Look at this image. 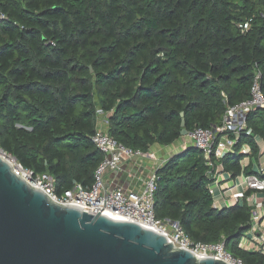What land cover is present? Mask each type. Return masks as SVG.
Instances as JSON below:
<instances>
[{"label": "trees", "instance_id": "1", "mask_svg": "<svg viewBox=\"0 0 264 264\" xmlns=\"http://www.w3.org/2000/svg\"><path fill=\"white\" fill-rule=\"evenodd\" d=\"M0 149L59 194L90 186L102 159L98 117L121 144L147 153L184 128L220 126L245 100L257 71L264 93V0H0ZM101 111V114H99ZM220 159L232 174L264 142V108L249 111ZM192 144L155 170L153 209L195 241L224 240L245 264L264 253L238 247L250 228L246 200L215 208L213 168ZM264 177V175H259ZM251 191H247L249 195ZM258 195L264 200V191Z\"/></svg>", "mask_w": 264, "mask_h": 264}, {"label": "water", "instance_id": "2", "mask_svg": "<svg viewBox=\"0 0 264 264\" xmlns=\"http://www.w3.org/2000/svg\"><path fill=\"white\" fill-rule=\"evenodd\" d=\"M13 168L0 152V264H227L136 222L56 203Z\"/></svg>", "mask_w": 264, "mask_h": 264}, {"label": "built area", "instance_id": "3", "mask_svg": "<svg viewBox=\"0 0 264 264\" xmlns=\"http://www.w3.org/2000/svg\"><path fill=\"white\" fill-rule=\"evenodd\" d=\"M7 15L0 7V21L6 20ZM261 73L257 71L250 86V95L229 106L224 114L223 123L211 128L194 127L187 137L194 147L198 148L213 168L221 166L220 159L230 151L237 142L240 134L246 130L245 115L254 109L264 108V93L260 89ZM101 114V111H99ZM106 119L98 117V126L91 136L95 148L101 153L102 159L94 172V181L90 186L74 183L69 190L57 193L53 177L42 172L34 174L23 168L19 163L14 165V172L21 176L30 186L42 190L51 200L62 205H73L83 211L95 215L98 212L109 216L136 222L141 226L154 230L167 238L176 247H183L192 252L197 258L213 257L227 264H245L239 257L234 256L225 245L224 240L217 242H202L191 239L177 222L157 218L154 209V193L156 189L155 170L162 164L159 162L154 170L146 177L140 191L125 190L122 187H109L106 176L117 171L126 163L139 158L143 153L138 149L129 148L118 142L106 129ZM5 156V153L0 149ZM251 191L246 195L247 191ZM264 191V177L256 174L244 175L243 187L231 194L235 203L246 200L250 206V228L240 238L238 247L264 253V200L260 192ZM209 192L212 194L211 186Z\"/></svg>", "mask_w": 264, "mask_h": 264}, {"label": "crops", "instance_id": "4", "mask_svg": "<svg viewBox=\"0 0 264 264\" xmlns=\"http://www.w3.org/2000/svg\"><path fill=\"white\" fill-rule=\"evenodd\" d=\"M104 118V117H103ZM190 144L187 136L181 137L170 146L154 144L147 153H143L139 158L124 163L117 171L111 172L106 176V184L109 187H122L125 190L140 191L146 177L154 170L155 166L168 158L169 155ZM258 152L249 155L250 147L244 143L241 152L245 154L241 161L243 169L256 175H264V142L257 139ZM244 171L232 174L222 166L215 169L214 179L210 184L212 189L213 206L215 208L229 207L235 203L231 194L241 190L244 181ZM264 225V219L262 220Z\"/></svg>", "mask_w": 264, "mask_h": 264}, {"label": "bare ground", "instance_id": "5", "mask_svg": "<svg viewBox=\"0 0 264 264\" xmlns=\"http://www.w3.org/2000/svg\"><path fill=\"white\" fill-rule=\"evenodd\" d=\"M1 155L4 156L2 153H1ZM4 158H5L6 160H8L11 164H14V161H13L11 158H8V157H6V156H4Z\"/></svg>", "mask_w": 264, "mask_h": 264}, {"label": "rangeland", "instance_id": "6", "mask_svg": "<svg viewBox=\"0 0 264 264\" xmlns=\"http://www.w3.org/2000/svg\"><path fill=\"white\" fill-rule=\"evenodd\" d=\"M185 137V136H184ZM6 157L11 158L14 161V164H18L17 161L10 155L5 154Z\"/></svg>", "mask_w": 264, "mask_h": 264}]
</instances>
